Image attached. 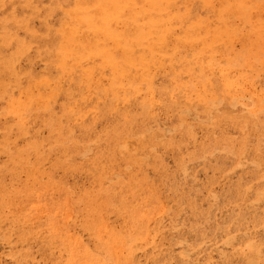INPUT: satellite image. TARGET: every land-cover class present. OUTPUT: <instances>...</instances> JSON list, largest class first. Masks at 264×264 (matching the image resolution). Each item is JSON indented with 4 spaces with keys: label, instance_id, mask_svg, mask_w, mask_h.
Here are the masks:
<instances>
[{
    "label": "rangeland",
    "instance_id": "374dc122",
    "mask_svg": "<svg viewBox=\"0 0 264 264\" xmlns=\"http://www.w3.org/2000/svg\"><path fill=\"white\" fill-rule=\"evenodd\" d=\"M0 264H264V0H0Z\"/></svg>",
    "mask_w": 264,
    "mask_h": 264
},
{
    "label": "bare ground",
    "instance_id": "6f19581e",
    "mask_svg": "<svg viewBox=\"0 0 264 264\" xmlns=\"http://www.w3.org/2000/svg\"><path fill=\"white\" fill-rule=\"evenodd\" d=\"M193 117V116H192ZM201 120V119H200ZM181 125V124H180ZM191 126V125H190ZM173 129V128H172ZM145 134V133H144ZM134 138H136V137H134ZM142 139V138H141ZM221 151V150H220ZM229 243V242H228Z\"/></svg>",
    "mask_w": 264,
    "mask_h": 264
}]
</instances>
